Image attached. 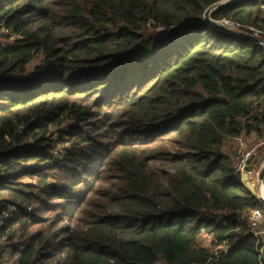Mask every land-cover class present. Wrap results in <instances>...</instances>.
Segmentation results:
<instances>
[{
  "label": "trees",
  "instance_id": "trees-1",
  "mask_svg": "<svg viewBox=\"0 0 264 264\" xmlns=\"http://www.w3.org/2000/svg\"><path fill=\"white\" fill-rule=\"evenodd\" d=\"M219 1L0 0V264H264V0Z\"/></svg>",
  "mask_w": 264,
  "mask_h": 264
},
{
  "label": "built area",
  "instance_id": "built-area-1",
  "mask_svg": "<svg viewBox=\"0 0 264 264\" xmlns=\"http://www.w3.org/2000/svg\"><path fill=\"white\" fill-rule=\"evenodd\" d=\"M243 0H220L218 3L210 7L208 10L211 12L215 10L217 7L227 4H234L241 2ZM218 23H221L222 25L231 26L234 27L237 31H242L241 27L238 24L230 23L228 21H219ZM250 35L254 38H258L261 34L259 31H257L254 28L247 27L246 28ZM258 46L263 50L264 52V38H258L257 40ZM244 137L238 136L234 139V151L235 156L233 159V168L236 175H238L239 180L241 182V174L243 172V168L246 165V161L251 157L252 151H247L245 149V141ZM242 183V182H241ZM243 184V183H242ZM244 185V184H243ZM257 199H259L262 203H264V197L255 195ZM243 217L246 219L247 224L249 226V229L253 236L256 238V240H263L264 242V212L260 213L257 211H251L243 215ZM219 252H226V247L224 245H219L215 248L214 254L217 255ZM261 257V253H260Z\"/></svg>",
  "mask_w": 264,
  "mask_h": 264
},
{
  "label": "rangeland",
  "instance_id": "rangeland-1",
  "mask_svg": "<svg viewBox=\"0 0 264 264\" xmlns=\"http://www.w3.org/2000/svg\"><path fill=\"white\" fill-rule=\"evenodd\" d=\"M226 28H227V30H229L231 32L237 31L234 27H231V26H226ZM244 141H245V149L247 151L253 150L251 157H249V158H252V161L250 164V171L253 173V177L250 178L251 184L254 187L255 195L264 197V191H263L264 177H263L261 183H259L257 181V173L259 171H261V168L264 166V142L257 143L253 138H248V139H245ZM227 150L234 159L235 151H234L233 141L231 142V144L229 145V148ZM261 187H263V188H261ZM260 193L263 195H261ZM210 239L211 238L209 235H207L205 233H201L197 237L196 244L198 247L210 248L211 252L214 253L216 247H212L210 245Z\"/></svg>",
  "mask_w": 264,
  "mask_h": 264
},
{
  "label": "water",
  "instance_id": "water-1",
  "mask_svg": "<svg viewBox=\"0 0 264 264\" xmlns=\"http://www.w3.org/2000/svg\"><path fill=\"white\" fill-rule=\"evenodd\" d=\"M204 22L208 25H211L213 27H216L221 30H225L226 27L222 25L221 23H218L210 18V11L207 9L203 14ZM252 158H249L246 161V165L243 168V172L241 174V182L244 184V187L247 188L253 195H255L254 187L251 184L250 181V164H251ZM264 175V166L261 168V171L257 173V181L261 183ZM250 186V187H248ZM261 259L264 261V246L261 250Z\"/></svg>",
  "mask_w": 264,
  "mask_h": 264
},
{
  "label": "crops",
  "instance_id": "crops-1",
  "mask_svg": "<svg viewBox=\"0 0 264 264\" xmlns=\"http://www.w3.org/2000/svg\"><path fill=\"white\" fill-rule=\"evenodd\" d=\"M234 143V142H233ZM234 145V144H233ZM253 177V173L250 171V178ZM264 177V176H263ZM263 188V187H262ZM263 191H264V188H263Z\"/></svg>",
  "mask_w": 264,
  "mask_h": 264
},
{
  "label": "bare ground",
  "instance_id": "bare-ground-1",
  "mask_svg": "<svg viewBox=\"0 0 264 264\" xmlns=\"http://www.w3.org/2000/svg\"><path fill=\"white\" fill-rule=\"evenodd\" d=\"M248 187H250V186H248ZM261 188H262V187H261ZM261 188H260V189H261ZM259 192H260V191H259ZM260 194H261V193H260ZM261 195H263V194H261Z\"/></svg>",
  "mask_w": 264,
  "mask_h": 264
}]
</instances>
